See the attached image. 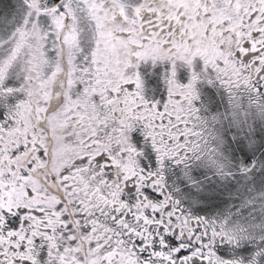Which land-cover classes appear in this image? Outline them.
<instances>
[{
	"label": "snow or ice",
	"instance_id": "1",
	"mask_svg": "<svg viewBox=\"0 0 264 264\" xmlns=\"http://www.w3.org/2000/svg\"><path fill=\"white\" fill-rule=\"evenodd\" d=\"M0 264H264V0H0Z\"/></svg>",
	"mask_w": 264,
	"mask_h": 264
}]
</instances>
